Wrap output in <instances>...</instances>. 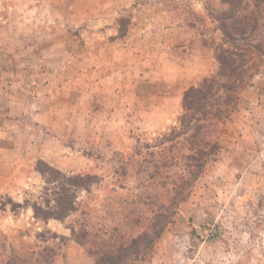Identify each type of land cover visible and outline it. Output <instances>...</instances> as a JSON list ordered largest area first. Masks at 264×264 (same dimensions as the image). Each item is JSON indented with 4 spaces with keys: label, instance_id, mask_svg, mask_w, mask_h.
Masks as SVG:
<instances>
[{
    "label": "rangeland",
    "instance_id": "374dc122",
    "mask_svg": "<svg viewBox=\"0 0 264 264\" xmlns=\"http://www.w3.org/2000/svg\"><path fill=\"white\" fill-rule=\"evenodd\" d=\"M234 12L225 0H0V264H96L143 192L130 157L219 70L217 19ZM219 143L154 252L130 264H264V60ZM67 202L63 220L35 216Z\"/></svg>",
    "mask_w": 264,
    "mask_h": 264
},
{
    "label": "trees",
    "instance_id": "16d2710c",
    "mask_svg": "<svg viewBox=\"0 0 264 264\" xmlns=\"http://www.w3.org/2000/svg\"><path fill=\"white\" fill-rule=\"evenodd\" d=\"M225 1L234 4L236 12L217 19L223 35L215 49L219 70L183 93L182 113L169 133L136 147L130 165L136 168L143 192L132 202L125 226L114 227L106 245L95 253L96 264L145 261L220 153L224 127L264 60V0ZM124 167L117 174L127 178ZM62 210L61 215L42 216L35 208V216L43 221L63 220L67 210L73 211L68 202ZM139 228L141 233L131 235Z\"/></svg>",
    "mask_w": 264,
    "mask_h": 264
}]
</instances>
